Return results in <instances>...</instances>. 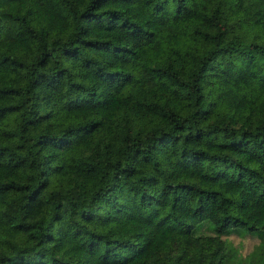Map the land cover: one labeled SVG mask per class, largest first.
<instances>
[{"label": "trees", "instance_id": "trees-1", "mask_svg": "<svg viewBox=\"0 0 264 264\" xmlns=\"http://www.w3.org/2000/svg\"><path fill=\"white\" fill-rule=\"evenodd\" d=\"M0 264H264V0H0Z\"/></svg>", "mask_w": 264, "mask_h": 264}, {"label": "rangeland", "instance_id": "rangeland-1", "mask_svg": "<svg viewBox=\"0 0 264 264\" xmlns=\"http://www.w3.org/2000/svg\"><path fill=\"white\" fill-rule=\"evenodd\" d=\"M202 224H197L195 226L194 231L197 232V233L209 232L210 231L209 226L208 227L207 226L205 227ZM228 235L231 237V239H232V241L234 243L237 244L238 241L241 242L240 243L241 245L239 247V250L241 252H244L247 248H249L251 246L252 243H254L257 240V237L255 235H253V234L250 235L247 232H244L242 234L243 236H241V238L234 231H231Z\"/></svg>", "mask_w": 264, "mask_h": 264}]
</instances>
